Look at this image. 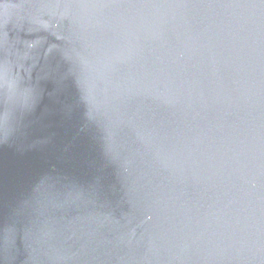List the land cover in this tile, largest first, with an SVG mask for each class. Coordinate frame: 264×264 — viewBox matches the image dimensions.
<instances>
[{
    "label": "water",
    "instance_id": "95a60500",
    "mask_svg": "<svg viewBox=\"0 0 264 264\" xmlns=\"http://www.w3.org/2000/svg\"><path fill=\"white\" fill-rule=\"evenodd\" d=\"M0 264H264V0H0Z\"/></svg>",
    "mask_w": 264,
    "mask_h": 264
}]
</instances>
